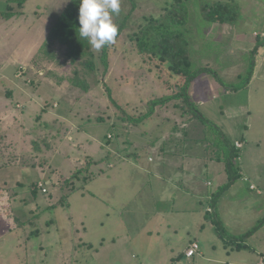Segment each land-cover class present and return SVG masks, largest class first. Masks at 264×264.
I'll return each mask as SVG.
<instances>
[{
	"label": "rangeland",
	"instance_id": "374dc122",
	"mask_svg": "<svg viewBox=\"0 0 264 264\" xmlns=\"http://www.w3.org/2000/svg\"><path fill=\"white\" fill-rule=\"evenodd\" d=\"M70 1L27 0L7 11L0 0V264L263 262L256 250H264V224L249 239L251 248L226 245L216 233L204 203L227 175L197 123L180 119L172 107L157 108L139 126L130 121L144 116L176 76L155 61L145 64L129 37L149 19L164 17L174 0H120L112 17L117 38L108 47H92L93 70L71 63L48 39ZM218 1L233 4L232 25L205 21L200 0H186L193 69L206 70L194 81L204 102L195 100L208 120L225 126L231 143L244 141L237 168L248 175L252 167V183L264 191V122L258 121L264 118V46L256 58L252 54L264 41L254 36H262L257 21H264V0ZM76 71L88 92L74 84ZM173 137L183 142L174 155L165 153ZM237 182L249 191L242 177ZM172 192L179 199L184 195L178 192L206 193L196 206L205 214L196 213L203 216L200 227L191 225L188 213L167 215ZM249 194L234 202L231 192L225 195L230 204L223 202L228 212L220 219L234 236L264 220V198ZM194 243L200 254L188 259L184 252Z\"/></svg>",
	"mask_w": 264,
	"mask_h": 264
},
{
	"label": "trees",
	"instance_id": "16d2710c",
	"mask_svg": "<svg viewBox=\"0 0 264 264\" xmlns=\"http://www.w3.org/2000/svg\"><path fill=\"white\" fill-rule=\"evenodd\" d=\"M26 1L27 0H6V9L8 11L14 6L22 8ZM186 3V0H174L171 6L167 8L164 17L149 19L129 37V41H131L133 47H135L137 55L142 57L145 64L150 63V61H155L156 68L163 67L170 76H176L174 84L167 83L163 95L150 101L149 110L144 116L139 119L130 118V121L134 125L139 126L145 121L152 119L157 108L166 109L172 107L175 109V115L180 117V119L188 118L197 123L198 129L201 128L199 132L204 135L207 149L213 151L216 156V161L224 163V170L227 175V181L220 185L218 190L213 193L211 208L214 212H210V214L213 215L212 222L215 225L218 237L226 245L230 242H237L236 244H238V241L249 239L258 228H261L260 226L264 224V220H260V222L246 234L234 236L228 233L217 213L218 199L231 189L241 177L240 167L237 168L236 163L237 160H239L241 149H237L235 145L231 143L219 125L208 120L203 115L199 110L201 106L194 102L191 95L194 81L206 70L193 69V62L190 55V43L188 40L189 31L186 28L188 22ZM79 6V0H71L69 2V5L55 22L53 29L49 33L48 39L52 42H57L66 50L65 56L71 63L75 64L81 62L87 69L93 70L96 68V62L94 60L95 55L92 46L86 39L79 38ZM199 9L202 18L207 22L232 25L235 21V17H232L234 15L232 9H235L232 3L218 0H200ZM106 46L108 47L109 45ZM260 46H264V41H262L261 44L258 43L253 49L252 54L254 57L259 55L258 48ZM104 50L106 51V49ZM103 63H107L106 57L103 58ZM75 74L76 78L74 79V84L81 87L85 92H88L89 85L86 79L82 78V80L80 78V71H76ZM233 90L236 91L235 89ZM171 139L174 142L176 140L174 137ZM176 142L172 148L175 149V153H178V148L181 149L183 142ZM8 231H11V229Z\"/></svg>",
	"mask_w": 264,
	"mask_h": 264
},
{
	"label": "crops",
	"instance_id": "0c3cea01",
	"mask_svg": "<svg viewBox=\"0 0 264 264\" xmlns=\"http://www.w3.org/2000/svg\"><path fill=\"white\" fill-rule=\"evenodd\" d=\"M258 23L257 24H259V23H262L261 25H260V28H261V31H259V32H261L262 33V38L264 39V21L262 20V19H259L258 21H257ZM256 23V22H255ZM257 34V31L255 32V37H257L258 36V34ZM259 55H260V52H259ZM261 60V59H260ZM258 69H260V65H259V67H258ZM255 78H256V76H255ZM199 87H198V85L196 84V85H193L192 86V89H191V95H192V97H193V100L196 102V104H198L199 106H203L204 104H201V103H199V101L197 102L196 100H195V97H198V96H200L201 94H202V89L201 88H199L200 89V92L201 93H199V94H195V91L198 89ZM199 100L200 101H203L204 102V97H202V96H200V98H199ZM202 102V103H203ZM201 104V105H200ZM263 108H264V106H263ZM203 113V115L206 117V114H205V112L203 111L202 112ZM263 117V116H262ZM258 121L259 122H264V118H263V120H259L258 119ZM212 122H214V121H212ZM215 123V122H214ZM252 123V127H255L256 126V122L255 121H252L251 122ZM217 125H219L218 123H217ZM221 128H222V130L224 131V133L226 134L227 133V131L225 130V126L223 127V125H221V123H220V125H219ZM247 129V128H246ZM171 134V133H170ZM170 136V135H169ZM244 136H246L245 134H244ZM260 136V135H259ZM237 140V139H236ZM259 142V141H258ZM258 142H257V144H258ZM235 143H240L241 145H242V148H241V150L244 148V141H235L233 144H235ZM168 145L170 146L169 147V149H170V151L171 152H165V153H169V154H173L174 155V153H175V149H173V150H171L172 149V144L170 145V141L168 142ZM109 147H111V146H109ZM107 151V150H106ZM108 151H110V152H112L114 155L116 154V152L114 151V150H108ZM184 156V155H183ZM120 157L121 156H119V159H120ZM194 159H196V160H198L197 159V157L195 156L194 157ZM182 160V159H181ZM184 160H185V158H184ZM241 160V159H240ZM239 160V161H240ZM122 161H124V158L123 157H121V160H120V163L122 162ZM183 161V160H182ZM163 164H170V165H173L174 167H175V169L177 168V167H179L180 166V163H173L172 161L171 162H162ZM190 164H191V162H190ZM159 169L160 170H164V167H162V164H159ZM174 168H173V170H171V171H174L175 170ZM248 170V169H247ZM182 171V170H181ZM250 171L252 172V167L250 168ZM249 170H248V175H246L244 172H243V170H241L240 171V176L243 178V180H244V182H248L249 183V191H245V188H244V186H238V185H240L239 184V182H236L232 187H231V189H229L228 190V192H225L222 196H221V198L220 199H218V204H217V213L219 214V217H220V215H222V214H224L226 211L228 212V209H227V207H225L226 208V210H224V208H223V202H225V201H227V203L228 204H230V199L229 198H225V195L227 194L228 195V193H230L231 192V196H230V198H231V201H233L234 202V200L235 199H238L239 198V196H238V194H241V195H243V196H247V197H252V194H249V192L251 191L252 193H254V194H256L258 197H262V198H264V191L263 190H261V189H259L258 188V185H257V183H255V181L252 183V180H256L255 179V176H257L255 173H253V175H255V176H253L252 175V173L250 172ZM183 173H182V176H184V178H187L186 176H185V174L186 173H190L191 171H189V169H187V171L185 170V171H182ZM196 176H197V174H196V172L194 171L193 172ZM245 178V179H244ZM171 179V177L169 178V180ZM258 179H259V177H258ZM179 182H185V179L183 180V179H180V180H178ZM260 181H258V183H259ZM165 183H167L166 181H164V184ZM209 184V183H208ZM243 184V183H242ZM252 187H255L254 189H252ZM176 189H179V188H176ZM164 190H165V188H164ZM233 191H236V193L235 192H233ZM157 193H159V195L160 194H162L163 195V192L162 193H160V192H157ZM178 193H182L184 196H181L180 197V199L178 198V194H177V192H172V199H173V205H166V206H170V209L167 211V215H171V214H174V215H178V214H186V213H188V216H189V218L191 219V221H192V224L191 225H193V226H195L196 228H198V226L200 227L201 226V224L203 223V220H202V218H203V216L205 215L203 212L204 211H202V210H200L199 208H197L196 209V206H197V204H199V200H204V196L206 195V193H204V192H178ZM213 193L214 192H212V194L211 195H208L207 197H206V199H205V203L204 204H208V208H210V209H212L211 208V203H212V200H213ZM167 196V199H168V201L170 200L169 199V195H166ZM181 200H183V202L181 203ZM264 200V199H263ZM262 205H264V203L262 204ZM262 205H260V206H262ZM165 207H161V211L162 212H166V210L164 209ZM198 211H200V213L199 214H201V215H203V216H199V215H196V213H198ZM154 212L156 213V214H159L158 213V210H154ZM206 212V211H205ZM212 212H214L213 211V209H212ZM167 217V216H166ZM227 222H228V220H227ZM225 225V228H226V230L228 229V227H231V225L228 223L227 225L226 224H224ZM228 226V227H227ZM234 228V227H233ZM264 228V227H263ZM260 230H262V228L260 229ZM259 230V231H260ZM229 233V232H228ZM239 235V234H238ZM251 238H253L252 236L249 238V239H251ZM249 239H248V241L246 242V243H242V241H238V244L237 245H246V247L245 248H251L250 247V245L248 244V242H249ZM261 247V246H260ZM190 248V246H188L187 247V250ZM261 248H263V247H261ZM261 248H259V247H257V250H256V252H257V254H260L261 256H264V250H262ZM186 250V251H187ZM186 251L184 252V254L186 253ZM199 254H200V252H199ZM186 256V255H185ZM188 259H191V258H188ZM262 263V262H261ZM260 263V264H261Z\"/></svg>",
	"mask_w": 264,
	"mask_h": 264
},
{
	"label": "clouds",
	"instance_id": "9594fccd",
	"mask_svg": "<svg viewBox=\"0 0 264 264\" xmlns=\"http://www.w3.org/2000/svg\"><path fill=\"white\" fill-rule=\"evenodd\" d=\"M79 38L99 50L115 43L118 25L113 15L120 12V0H79Z\"/></svg>",
	"mask_w": 264,
	"mask_h": 264
},
{
	"label": "built area",
	"instance_id": "2783aa9c",
	"mask_svg": "<svg viewBox=\"0 0 264 264\" xmlns=\"http://www.w3.org/2000/svg\"><path fill=\"white\" fill-rule=\"evenodd\" d=\"M255 187H252L254 189ZM209 212H212V209H208ZM200 247L197 243L192 244V246L186 251V257L187 258H192L195 255L199 254ZM264 264V261L261 263Z\"/></svg>",
	"mask_w": 264,
	"mask_h": 264
}]
</instances>
